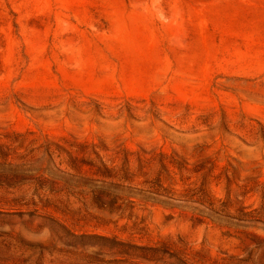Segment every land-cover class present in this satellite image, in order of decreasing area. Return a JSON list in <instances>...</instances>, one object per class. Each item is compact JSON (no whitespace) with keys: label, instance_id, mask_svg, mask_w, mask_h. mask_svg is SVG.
I'll return each mask as SVG.
<instances>
[{"label":"rangeland","instance_id":"374dc122","mask_svg":"<svg viewBox=\"0 0 264 264\" xmlns=\"http://www.w3.org/2000/svg\"><path fill=\"white\" fill-rule=\"evenodd\" d=\"M0 264H264V0H0Z\"/></svg>","mask_w":264,"mask_h":264},{"label":"bare ground","instance_id":"6f19581e","mask_svg":"<svg viewBox=\"0 0 264 264\" xmlns=\"http://www.w3.org/2000/svg\"><path fill=\"white\" fill-rule=\"evenodd\" d=\"M161 251H162V253H164V255L168 252V251L165 249V247H162V248H161Z\"/></svg>","mask_w":264,"mask_h":264}]
</instances>
